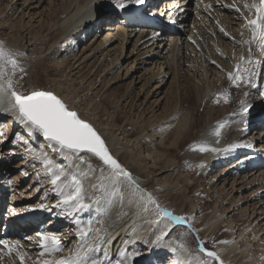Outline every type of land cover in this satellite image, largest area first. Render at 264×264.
Here are the masks:
<instances>
[{
    "label": "bare ground",
    "instance_id": "bare-ground-1",
    "mask_svg": "<svg viewBox=\"0 0 264 264\" xmlns=\"http://www.w3.org/2000/svg\"><path fill=\"white\" fill-rule=\"evenodd\" d=\"M14 2L11 10L19 11V18L9 23L10 16H0V28L17 32L16 46L25 52L30 48L29 59L38 58L41 63H46L45 72L53 71L54 75H47L45 89L57 94L71 110L95 126L113 155L131 173L132 180L112 177L111 169L91 154H77L46 140L41 133L21 123L7 97L0 95V158L7 156L8 163L24 156L15 165L9 163L0 167V191H13L7 181L9 176L18 185L28 184L25 194L12 198L6 214L3 240L16 246V251L11 253L14 258L9 259L8 249L0 245L3 249L0 264H31L22 262L15 254L26 240L30 242H25V246L37 251L32 264L67 256L78 246L81 247L83 264H131L136 256L130 250L140 246H145L143 250L147 253H158L154 256L161 257L162 262L181 264L183 249L158 240L161 234L170 235L177 222L159 216L155 206L148 204L147 195L151 194L165 209L144 183L155 173L170 171L172 166H175L174 173L182 175V160L192 164L199 159L210 161L225 149H228L227 154L234 148L256 150L264 147V144L256 143L261 141V135L264 139V130H256L252 138H246L254 131L256 122L262 121L264 129V96L261 95L264 78L252 87L245 82L247 74L241 71L245 79L241 80L240 90L247 93L245 96L235 97L228 93L230 97L227 98L220 89L223 80L233 83L228 74H235L237 64H241L242 69L261 70L259 76L264 77V50L254 43H244L251 36L245 27V18L252 16L244 5L252 0H196L194 7L193 0H144L142 4L129 3V0ZM117 2H123L125 8H117ZM40 21V26L36 25ZM213 38L217 41H212ZM249 48L252 58L261 61L259 67L241 62V56L248 59ZM45 57H52V60L45 61ZM128 79L131 81L127 89L133 90L141 84L139 90L146 96L139 103L140 111H147L148 115L146 129L149 133L133 141L128 135L137 130L135 121L126 120L131 126L128 130L114 129L112 132L109 125L100 127L94 112L85 113L78 106L83 99L76 94L77 90L102 92L111 84ZM67 84L74 86L71 85L72 91L66 94L61 89ZM33 88L16 87L17 91L26 94ZM170 100H173L174 107L167 109ZM159 108H163L164 114L153 123L152 117ZM200 120L205 122L202 128ZM150 137L161 145L159 153L146 151L144 154L135 149L137 143L150 142ZM7 143L12 147L10 157L1 154ZM201 147L207 150L201 151ZM172 148L174 151H170ZM44 157L52 162L51 165L45 163ZM188 168L191 174L176 179L178 184L184 183L186 189L171 192V202L184 199L187 192H193L194 182H191L199 168ZM56 176L60 179L53 184ZM171 176L172 173L168 174L163 182L169 181ZM72 177L81 187L80 198L64 203L65 198L76 190ZM4 200L0 194V211ZM17 200L21 209L12 207ZM145 207L148 211L144 210ZM212 220L214 227L216 220ZM250 225H245L243 232L249 231ZM82 230L86 233L83 238L80 235ZM251 232L242 249L243 253L249 252L248 245H253L247 264H253L256 257L264 255V240L262 243H259L261 239L257 240L259 230ZM177 233L194 254L187 264H200L199 257L203 252L195 247L191 233L186 229L177 230ZM38 234L57 237L61 251L42 256ZM212 234L214 238L216 234ZM12 236L17 238L12 239ZM21 237L25 241L20 240ZM232 249L233 243L228 240L215 252L221 255ZM206 258L207 261L211 259ZM146 264L157 263L153 259Z\"/></svg>",
    "mask_w": 264,
    "mask_h": 264
},
{
    "label": "rangeland",
    "instance_id": "rangeland-1",
    "mask_svg": "<svg viewBox=\"0 0 264 264\" xmlns=\"http://www.w3.org/2000/svg\"><path fill=\"white\" fill-rule=\"evenodd\" d=\"M14 1L11 3L9 0L0 1V16L3 18L10 16L11 19L9 23L11 21L14 23L17 21V18H19L17 17L19 11L16 13L15 9L11 10V8L14 6ZM195 2L196 0H193L192 7L195 6ZM19 7L22 8L21 5ZM38 20L39 18H37L36 21ZM41 21L36 23V25L40 26ZM16 33L17 32L12 30L0 28V47H3L7 51L9 57L11 59H15L17 62L15 69H13L11 64H5V79L11 78L15 87H21L24 89L35 87L29 91L46 90L45 82L48 79L47 75L53 74V71L50 70L45 72V69L47 68L46 63H41L40 59L38 58L31 61L28 57L30 48H26L27 51L25 52L24 50L19 49V46H16V41L19 37V34ZM200 36H202L201 31ZM212 41L215 42L217 40H214L213 38ZM51 60L52 57L48 59L45 57V61ZM235 70L237 71V68ZM256 72L258 75L256 77L255 83H259L264 77L259 76V73L260 75L262 74L261 70L257 69ZM130 81V79L120 80V82L111 84V87L106 88L102 92H83L81 90H77L76 94L81 95V99H83L77 103L78 106L82 107L81 109L85 110V113L88 111L94 112L96 115L95 120L98 122L100 127L103 125H109V127L113 129L112 132H115V130H128L131 126L129 125L130 122L126 120L135 121V123L138 125V128L137 130L130 132L128 135V138L133 141L139 136H143L145 134L147 135L149 131L146 129V117L148 116H146L147 111L146 113H143L142 110L140 111L141 108L139 105L140 102L144 101L146 93L143 94V91L140 92L139 89L141 84H138L133 90L127 89V85ZM221 84L222 85L220 89L222 93H220L223 94V96L227 94V98L230 97L231 94H233L235 97L247 95L246 92H242L240 90V86L242 84L241 80L231 84L223 80ZM71 85L72 84L64 85V87L61 89V92L67 94L68 92L72 91L71 88L74 86V84L72 86ZM168 87L169 84L166 86V89ZM228 93H230V95H228ZM162 95L163 94H161L160 97H162ZM256 97H258V94H256ZM257 99L259 101L263 100L262 98ZM173 107L174 102L173 100H170V103L167 105V109H172ZM162 109L163 108H159V111L155 112L154 116L152 117L153 123H157L156 121L160 120L159 118L164 114ZM261 122L262 121L256 122V126L253 125V122L252 128L254 126V131H252V133L246 138H252L256 130H264L262 128L263 125ZM157 125L160 126V124ZM199 125L201 128L204 127V120H200ZM262 137L263 135L260 136L261 141L259 140L256 143L264 144V139ZM151 138L152 137L148 139L150 142L148 141L145 144H141V142L137 143L135 145V149L137 151H142L144 154H146V151L154 154L159 153L162 150V148L159 147L161 145H158V141L156 139L155 141ZM132 141L130 142V146ZM121 142L123 143V141ZM151 142H154V144ZM9 143H7L6 148L4 147V149L1 151V154L9 155L10 157L11 154L9 152L12 147L9 146ZM172 150L174 151L173 148L170 149V151ZM232 150H234L232 153L228 152L225 154L228 151V149H225L224 152L222 151L210 161H203L204 159H199L197 163L189 164L187 161L182 160V175H180V173L176 174L177 172L174 173L175 166H172L169 167L170 171L164 172L163 174L155 173L153 176L148 178V182L144 183L145 186L150 189L152 193H154L156 198L165 209L175 216L184 218L182 222H177V224L174 225L175 227L170 231V235L161 234L158 239L168 243L167 245L172 243V247L176 245L180 249H183V262L181 264L189 263V260L194 256V254L191 253V250L187 248V246H185V240L177 233V230L180 229H186L191 233L192 238L194 239V245L199 251L201 242L206 245L207 249L215 251L220 244L231 240L233 243V249L219 255L224 264H247L246 259L251 255V251L253 252V245H248V249H250L249 252L243 253L242 249L245 242L250 239L249 234L252 233L251 231H253V229L259 230L257 238V240L261 239L259 243H262L264 240V147H258L256 150H244V148H234ZM178 154H181V152ZM22 157L24 156L22 155L21 157L12 159L8 163H6V160H8L6 159L7 156L6 158H0V167L4 166L5 164L8 166L9 163L15 165L21 161ZM200 160L203 162H200ZM191 166L192 168L193 166L194 168H199L198 173L192 178L191 183L193 184L194 182L193 192H187L188 195H186L184 199L171 202V192L174 194L176 192H183V189H186V185L184 183L178 184L176 179L183 177L188 173L191 174L188 171V167ZM170 173H172L170 180L163 182L166 176ZM32 176L33 175H31V177ZM7 181H9L15 190L13 189L12 192H7L6 189L1 188L2 190L0 191V194L5 197L3 208L0 211V240H3L5 236L4 226L7 221L6 214H8L10 210L12 198L20 197L19 195L22 193L25 194L28 186L27 183H22L20 185L14 183L11 176L8 177ZM164 189L166 192L163 193L162 190ZM198 191L201 192L198 194ZM167 192H170V195ZM205 199L208 200L207 205H205ZM36 200L38 199L36 198ZM36 200L34 202H36ZM15 203L16 204L12 207H16L17 209L21 207L19 200H17ZM214 216L216 217L214 218ZM212 219L216 220V225H214V227L212 225ZM248 223L251 224L249 231L243 232V227ZM212 233L216 234L214 238H212ZM16 238L17 236H12V239ZM20 240L25 241V239L22 237ZM25 242L28 243L30 241L26 240ZM25 242L23 243L24 245H20L17 251L22 254L23 250V261L32 264V257H36L37 251L25 246ZM144 247L145 246L136 248L134 247L130 250V253L136 256L131 264H146L148 261L153 259L157 264H167L160 261L159 259L161 257L158 255L154 256L158 253H154V255L147 253L148 251L143 250ZM203 253L202 256L204 257H199L201 260L200 264H203V262L207 261V255ZM8 258L13 259V254H10ZM262 258L256 257L253 264H264ZM213 264H219V262L213 260Z\"/></svg>",
    "mask_w": 264,
    "mask_h": 264
},
{
    "label": "snow or ice",
    "instance_id": "snow-or-ice-1",
    "mask_svg": "<svg viewBox=\"0 0 264 264\" xmlns=\"http://www.w3.org/2000/svg\"><path fill=\"white\" fill-rule=\"evenodd\" d=\"M144 0H129V3L142 4ZM123 2H117L116 7L123 9L125 8ZM245 8L252 13L251 18L246 17L245 27L251 33L250 39L244 41L246 44H256L259 48L264 50V0H252L250 4L245 3ZM239 11V9H237ZM223 31V29H221ZM241 62L243 64L255 65L259 67L261 61L254 60L251 55V48H249L248 59L245 60L241 56ZM11 64L13 69H15L17 62L15 59H11L7 51L0 47V95L6 96L11 108L17 113V119L30 126L41 133L46 140L54 142L61 149H67L74 153H79L82 151H87L98 157L103 164L107 165L111 169L110 175L114 178L124 177L131 181V173L128 172L121 164L110 154L104 140L97 133L94 127L87 121L81 119L77 112L72 111L69 107L53 92L43 91V90H33L27 94L22 91H17L11 78L5 79V64ZM237 71L234 73H229L228 76L233 83L239 80L245 79L241 75V71L247 74L246 83L250 84L252 87H256V77L258 73L252 68L241 69V64L236 65ZM239 86V85H237ZM264 96V92L261 93ZM247 111V108L244 109ZM251 147V145H248ZM201 151H206L204 147L200 148ZM39 158V157H38ZM45 163L51 165V161L44 157ZM63 173V169H60ZM60 177L56 176L53 180V184L59 180ZM76 184V190L71 195L67 196L64 203L68 201L76 200L80 198L81 187L79 182L76 181L75 177H72ZM144 197L142 196L141 199ZM148 204L154 205L155 210L159 216L169 217L172 221L182 222L183 217L173 216L167 209H163L151 196L147 195ZM43 207V205H41ZM145 211L148 208L145 207ZM41 239V247L43 249L41 255L45 253H56L61 251V244L57 237L55 236H44L38 234ZM83 238L86 233L82 230L80 232ZM0 245H4L8 249V254L16 251L15 245H10L6 240H0ZM3 251V249H0ZM200 251L204 252L207 257L211 258L208 261L203 262V264H211L212 260L218 261L219 264H224L223 260L220 258L219 254L215 251L207 249L203 242H201ZM20 256L23 262L24 256L17 251L16 253ZM81 247L78 246L74 251H72L67 256H62L59 259L55 257L51 259H45L41 261V264H83Z\"/></svg>",
    "mask_w": 264,
    "mask_h": 264
},
{
    "label": "water",
    "instance_id": "water-1",
    "mask_svg": "<svg viewBox=\"0 0 264 264\" xmlns=\"http://www.w3.org/2000/svg\"><path fill=\"white\" fill-rule=\"evenodd\" d=\"M43 91H48V90H43ZM31 92V91H30ZM52 92V91H51ZM54 93V92H53ZM55 94V93H54ZM56 96H58L57 94H55ZM59 97V96H58ZM60 98V97H59ZM61 99V98H60ZM62 100V99H61ZM63 101V100H62ZM64 102V101H63ZM65 103V102H64ZM66 104V103H65ZM70 109V108H69ZM71 110V109H70ZM72 111H75V110H72ZM76 112V111H75ZM78 113V112H77ZM79 115V114H78ZM79 117L81 118V119H83L80 115H79ZM83 120H85V119H83ZM85 121H87L88 123H90L93 127H94V129L97 131V133L101 136V138L104 140V138H103V136L100 134V132L95 128V126L91 123V122H89L88 120H85ZM104 142H105V144H106V146H107V148H108V150H109V152H110V154L121 164V166L124 168V165L118 160V158L117 157H115L114 155H113V153L111 152V150H110V148L108 147V145H107V143H106V141L104 140ZM65 150H67V149H65ZM69 151V150H68ZM83 153H88V154H91V155H93V156H95L94 154H92V153H90V152H87V151H82V152H79V153H77V154H83ZM96 157V156H95ZM96 158H98V157H96ZM99 159V158H98ZM99 161L100 162H102L100 159H99ZM103 163V162H102ZM105 165V164H104ZM107 166V165H106ZM108 167V166H107Z\"/></svg>",
    "mask_w": 264,
    "mask_h": 264
}]
</instances>
